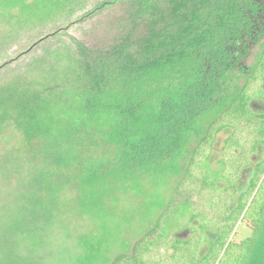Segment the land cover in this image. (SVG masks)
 I'll return each mask as SVG.
<instances>
[{
	"label": "trees",
	"instance_id": "16d2710c",
	"mask_svg": "<svg viewBox=\"0 0 264 264\" xmlns=\"http://www.w3.org/2000/svg\"><path fill=\"white\" fill-rule=\"evenodd\" d=\"M129 5L133 19L146 16V30L137 37L125 34L105 49L76 43L73 58L68 54L61 62L66 75L58 90L37 80L23 89H0V107L19 114L27 143L35 142L25 177L18 159L0 158L3 179L17 177L13 193L8 191L13 197L0 207V264H19L10 258L9 237L51 217L54 189L45 180L53 170H73L84 183L111 173L154 177L177 170L191 139L197 143L190 163L228 133L223 151L231 157L220 163L221 179L229 182L248 168V153L264 144V113L250 111L248 94L264 73V43L250 78L238 84L248 72L239 64L248 42L264 41V2ZM43 53L59 61L55 52ZM96 147L103 152L95 158ZM234 190L239 195L230 205L213 202L212 217L193 213L184 221L188 203L176 207L171 220L150 228L109 264H264V157L246 185ZM240 218L251 224V234L235 243L230 236ZM181 229L188 232L185 239L173 236Z\"/></svg>",
	"mask_w": 264,
	"mask_h": 264
},
{
	"label": "rangeland",
	"instance_id": "374dc122",
	"mask_svg": "<svg viewBox=\"0 0 264 264\" xmlns=\"http://www.w3.org/2000/svg\"><path fill=\"white\" fill-rule=\"evenodd\" d=\"M133 15L129 0H0V89L12 85L23 89L37 80L58 90L66 75L61 62L72 57L69 52L76 51V43L105 49L125 34L137 37L146 30L147 21L146 16L133 19ZM44 37L48 38L40 42ZM263 43L248 42L239 61L248 72L239 78V86L250 78ZM46 51L55 52L58 63L45 59ZM234 74L238 76V68ZM248 94L250 111L264 113V73L249 85ZM0 116V158L7 156L13 163L18 159L17 170L25 177L35 142L27 143L15 111L3 109ZM228 136L222 133L211 149L201 148L192 163L197 139H191L177 170L154 177L111 173L84 183L73 170L52 169L45 182L53 186L55 209L47 222L20 228L8 238L10 258L19 264H109L128 253L150 228L171 220L176 207L184 203H188L184 221L193 213L214 216L213 202L220 199L228 206L235 201L239 194L234 188L246 185L250 170L264 157L263 144L248 153L247 169L229 182L221 179L220 162L229 155L223 151ZM94 149L95 158L103 152L101 147ZM3 177L0 170V207L13 197L8 191L17 185L14 173L7 181ZM250 234L251 224L240 218L230 240L239 243ZM173 236L185 239L188 232L181 229Z\"/></svg>",
	"mask_w": 264,
	"mask_h": 264
}]
</instances>
